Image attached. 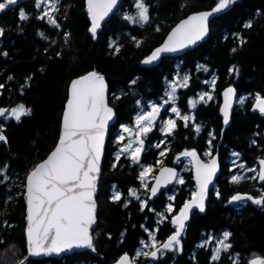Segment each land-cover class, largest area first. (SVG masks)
<instances>
[{"label":"trees","instance_id":"16d2710c","mask_svg":"<svg viewBox=\"0 0 264 264\" xmlns=\"http://www.w3.org/2000/svg\"><path fill=\"white\" fill-rule=\"evenodd\" d=\"M132 2L122 0L116 11L103 22L95 39L88 31L86 0H61L55 13L61 25L59 29L49 25L46 19L36 18L35 0H19L18 5L0 13V27L4 28V34L0 36V84L5 85L0 90V107L10 109L24 103L32 109L31 115L22 117L19 123L14 119L5 121L0 118L7 138L6 144L0 142V169L7 165L4 171L9 177L0 183V241H3L0 243V264H18L27 255L22 197L24 179L33 165L53 148L58 138L69 80L92 70L106 78L108 100L117 115L116 123L109 130L111 135L119 123H131L141 105L163 94L165 83L172 78L178 61L180 71L183 64L191 71H197L198 64L208 69L207 72L200 70L193 74V84L186 90H178V100L183 93L190 97L195 91L207 88L205 81L209 74L216 78L213 99L198 109L203 122H214L215 132L212 134L215 139L206 129L197 135L188 130L186 133L178 130L176 142L169 146L165 142L161 147L165 152L161 156L151 144L158 136L153 131L149 138H145L147 148L140 161H153L160 157L172 165L185 150H196L201 155L211 140L214 149L219 148L222 198L216 199L215 189L211 191L205 211L194 212L187 223L181 237L182 251L164 252L153 264H168L173 257L171 264H209L204 251L192 256L193 244L209 230H213L214 235L229 230L233 241L231 249L241 251L243 258L252 253H261L264 257V207L248 202L240 209H234L222 200L236 191L251 193L243 183L228 186L225 177L232 174L227 170L228 155L239 153L245 167H252L264 153V115L253 110L250 98L256 94L264 95V0H237L234 6L212 17L207 40L183 52V59L164 56L155 65L145 67L138 66L137 62L160 44L178 19L193 11L211 10L218 0H146L150 5L151 20L143 27L123 19L121 11L130 7ZM21 8L30 16L26 21L19 19ZM249 20L252 27L246 29L243 25ZM41 32L45 38L39 35ZM64 32L70 33L67 43ZM234 33H239L246 42L240 45ZM132 37L141 42L139 47ZM113 41L120 47L118 53L115 48H109ZM232 48L237 50L232 52ZM4 52L8 55L4 56ZM233 65L239 70L238 75L235 71L229 73ZM29 77L31 79L21 93ZM230 85L237 89L239 96L247 94L248 99L244 105L235 106L225 127L219 114L220 91ZM137 100L141 105L136 104ZM112 150L107 141L96 184L97 227L92 233L95 251L85 249L60 258H28L25 264H111L124 253L132 255L140 241L148 238L141 225L149 230L158 228L156 236L159 242L172 232L170 221L166 219L157 225L159 217L156 213L168 203L167 194L162 193L154 201H148V207L141 211L140 202L128 195V190L135 188L140 198L145 197L146 190L139 186L134 171L125 173L105 168L107 160L115 156ZM120 157L129 159L125 154ZM182 173L185 182L176 187L173 200L176 207L190 197L193 189L191 169L185 168ZM113 185L121 193L120 201L111 200ZM126 202L127 207L124 206ZM142 258H136V261L140 262ZM214 264H230V261L223 257Z\"/></svg>","mask_w":264,"mask_h":264},{"label":"snow or ice","instance_id":"6c2138e0","mask_svg":"<svg viewBox=\"0 0 264 264\" xmlns=\"http://www.w3.org/2000/svg\"><path fill=\"white\" fill-rule=\"evenodd\" d=\"M119 0H87V11L91 19V26L89 32L93 39L97 37L98 29L101 28V22L113 13L118 5ZM237 0H218L214 7L209 11H204L195 15L189 16L187 19L181 21L175 28L172 29L164 44L156 48L147 56L142 63L145 65L153 64L160 59L163 53H174L189 46L195 45L198 41L205 38L209 32L210 18L216 14L225 12L230 7L234 6ZM19 4V0H0V13L6 11L9 7ZM61 0H35V8L37 9V19L45 20L49 25L59 29L61 25L55 13L58 12ZM134 13H126L123 19L129 24L139 25L143 27L150 23L151 17L149 14L150 5L146 0H133ZM19 19L26 21L30 18L29 14L21 8L19 10ZM244 28H251L252 21L249 20L244 23ZM159 31V28L156 29ZM4 28L0 27V36H3ZM42 38L44 33H39ZM234 37L239 40L240 45L246 41L239 33H234ZM65 43L70 38L69 32H64ZM136 42V46H140V41L136 37H132ZM55 43V41H53ZM109 48H115V52H119L120 47L115 42L109 43ZM237 49L232 48L235 52ZM4 56L8 53L4 52ZM60 53H57L59 56ZM197 71L203 70L207 72L208 69L204 65L198 64ZM239 70L235 65L229 68V73ZM173 80L165 92L167 99L163 104H150L151 111H146L141 106V112L136 116L135 124L137 131L135 133V140H129L127 144L121 147L116 155V160L120 159L123 154H128L129 159L133 163H140L141 154L144 150V138L152 132L156 126L157 117L161 113V109L166 104H171L170 111L175 116L184 121V127L189 126V121L193 122V127L196 133L201 131V126L195 123L194 115H182L181 110L176 106L177 88H187L189 86L190 76L188 74ZM12 79L11 76L8 77ZM22 86L28 85V80ZM135 83V81H132ZM209 83V81H205ZM212 90H215L216 78L211 80ZM5 85L0 84V90L4 89ZM106 85L105 79L102 75L93 71L78 79L72 81L70 86L69 98L66 103L65 110L62 117V131L59 141L55 149L47 156L45 160L37 164L27 175L26 178V203H27V227L26 237L28 245V253L30 256H39L41 254H60L63 252H71L76 248H89L95 251L93 246L92 236L90 230L96 223V202L94 194L97 191L96 181L100 172V161L105 142V131L108 122L113 118V110L108 106L105 100ZM224 104L220 109L223 114V121L225 124L229 122L230 111L233 108V100L238 105H244L248 97L238 96L236 90L229 86L224 92ZM198 99L189 98L188 107L195 109L198 104L205 103L213 99L211 92L198 93ZM119 98V97H117ZM254 110H258L264 115V97L256 94L254 97ZM137 105H141V101H136ZM32 109L26 107L24 103L6 109L0 107V118L7 121L14 119L17 123L21 122L22 117L30 116ZM176 128V120L167 118L161 121L160 131L165 135H172ZM131 130L128 127L123 128V132L128 133ZM209 136L213 139L215 137L210 132ZM124 136L118 137V141H123ZM0 142L7 143V138L3 134V125H0ZM163 143V141H161ZM209 151L205 155L210 156L211 159L207 163H202L197 156L195 150H185L180 153L182 157H190L191 162L195 166L196 174V190L192 192L191 199L184 203L180 208L179 213L171 217V223L174 226V233L171 234L166 241L159 242L156 236L158 228L149 230L144 225L145 232L148 234L149 242L141 240V246L149 251H142L137 249L135 257L130 258L128 254H123L116 261V264H135V259L141 256L151 260H157L164 255L165 251H182L181 237L186 229V222L190 218V213L193 209H199L200 212L205 211L206 200L209 196L210 186L213 185V177L218 170L217 159L211 152V140H209ZM255 143V141H253ZM136 147H133V145ZM156 147H160L157 144ZM164 151L160 152L163 156ZM233 156L239 157V153H232ZM179 160V157H177ZM236 162L233 161V164ZM259 167L245 168L241 163L239 168L244 169L245 172H252L255 175L246 177L245 175H232L231 182L235 184L241 183L244 179L259 180L264 182V159L258 161ZM7 165L0 169V183L7 181L9 177L5 174ZM113 167H116L113 164ZM151 171L150 167H144L140 173L142 187L147 188L144 183L146 173ZM155 184L151 188V195L147 200H142L137 194L135 188L128 190V195L140 202L141 211L148 207V201L157 196L161 188L166 187L173 182L183 184V178L179 177L178 173L172 168H162L159 175L155 177ZM217 199L221 198L219 191L215 192ZM121 193L115 185H113L112 201H120ZM174 196L169 195L168 199L174 200ZM251 202L257 206L264 207V191L258 193L256 197L251 194H233L227 201L229 205H237L243 207L246 203ZM125 207L128 206L126 202ZM150 211H154L149 208ZM166 212L171 214L173 212L172 204L166 206ZM156 215L160 218L157 220V225L161 224L167 217L165 213L157 212ZM124 235L123 233L121 234ZM232 233L229 230H224L222 239H217L216 247L212 249L211 262H216L221 258L222 252H229L232 248L230 237ZM212 238H208L211 242ZM3 243V241H0ZM204 244L198 247H204ZM239 254H236L238 256ZM195 258V257H193ZM232 264H238V261L233 258ZM21 260L19 264H25ZM248 264H264V258L254 256L248 261Z\"/></svg>","mask_w":264,"mask_h":264},{"label":"flooded vegetation","instance_id":"af4514ba","mask_svg":"<svg viewBox=\"0 0 264 264\" xmlns=\"http://www.w3.org/2000/svg\"><path fill=\"white\" fill-rule=\"evenodd\" d=\"M179 57H181L180 59H183V54L181 55V56H179ZM182 68V71H181V75L183 76V75H185V74H188L189 76H190V81H189V86L188 87H190L192 84H193V77H194V73L195 72H197L196 70H194V71H191V70H189V68H187L186 66H184V64H183V66L181 67ZM214 77L212 74H209V77H208V79H210V77ZM207 86H208V84H207ZM187 87V88H188ZM187 88H179V90H186ZM196 93H197V91H195L194 92V94L192 95V96H187L186 97V94H182L180 97H181V99H179L178 100V98H177V100H176V106L181 110V114L182 115H194L195 116V123L196 124H199L200 126H201V131L199 132V133H196L195 132V130H194V127H193V122L192 121H189V126L188 127H184V121H182V120H180V119H178L177 117H175V119L174 120H176V128H175V130H174V132H173V134L172 135H166L165 137L167 138V140H166V143H167V146H169L170 144H172V143H174V142H176V139H177V137H179L178 135H177V131L179 130L180 131V133H181V131H183V133H186L185 131H191L193 134H195V135H197V134H200L201 132H202V130L203 129H206L207 130V132H211V133H214L215 132V129H214V122H206V121H202V119L200 118V116H198L199 115V111H198V109H199V107L201 106V105H206L205 103H200V104H198L197 105V107L195 108V109H190L189 107H188V100H189V98H193L195 95H196ZM177 97H178V93H177ZM210 102V101H209ZM213 105H214V102H213ZM141 106H147V104H144V105H141ZM140 106V107H141ZM166 112V111H165ZM114 132L115 131H113L112 133H111V135H109V137H108V142H109V146H111L113 149L115 148V146H112L111 145V143H112V137H113V135H114ZM212 142V141H211ZM209 148H210V145L207 143V148H205V150L204 151H202L201 152V156H202V158H204L205 160H208L209 158H210V156H207V155H205V153L207 152V151H209ZM225 148V147H224ZM263 150H264V146H263ZM145 151H146V149H145ZM145 151H143L142 152V155L144 154V152ZM196 151V150H195ZM211 152H212V155L214 154V153H217L218 154V156H220L219 155V148H215L214 149V146H213V144H211ZM141 155V156H142ZM263 155H264V153H263ZM122 157H120V159L117 161L116 160V158L114 157V158H111V159H109V160H107V165L105 166V168L106 169H108L109 171H113V170H115V169H119V170H121V171H124L125 173H128V171H134V174H135V179L138 181V177H137V175H138V172H139V168H137V166H136V164H133V163H131V161H129L128 162V158H126V157H124L123 158V160L121 159ZM231 160H232V156H231V154H229L228 155V157H227V167H228V165L230 166L231 164H232V162H231ZM239 161H240V159H239ZM219 162H220V158H219ZM242 162V161H241ZM113 164H115L116 165V167H113ZM164 164H166V165H170V164H168V163H165V162H163V160H162V163H160L159 164V166L154 170V175H155V173H156V170L161 166V165H164ZM170 166H175L177 169H178V175H179V177H181V178H183V180H184V182H185V177H184V174L182 173V169H181V163L179 162V160H177V162H175L174 164H172V165H170ZM252 167H255V168H257L258 169V164H256V165H254V166H252ZM252 167H247V168H252ZM220 168H221V163H220ZM227 170H228V168H227ZM228 171H230V169L228 170ZM237 171V170H236ZM236 171H233V172H236ZM234 173H232V174H230L229 176H227V177H225V178H227V183H228V186H233V185H235V183H232L231 182V176L233 175ZM253 175H255V173H252V172H248V174L247 175H245L246 177H251V176H253ZM193 179V178H192ZM220 179H221V176H220V174H219V176H218V178L216 179V181H215V183L213 184V187H212V189H211V191L212 192H214V189H215V191H219L220 192ZM151 182H152V180L151 181H149L148 182V186H147V188H145V190H146V193H145V197L147 198V194H148V189H149V187H150V184H151ZM241 183H243V184H245L246 186H248V190H250V192L252 193H249V192H241V191H236V192H233V193H231V194H228L227 196H225V199H222L223 201H224V204H227L228 206H230L231 208H234V209H240L241 207H238L237 205H229L228 203H227V201H228V199L234 194V193H237V192H241V193H247V194H251V195H253L254 197H256L257 195H258V193L259 192H261V191H264V182H262L261 184H258L257 183V180H252V179H244ZM241 183H239V184H241ZM177 185H178V183H174V185L172 186V187H170V188H168V189H165L164 191H162L160 194H162V193H164V194H167V196H169V195H172V196H174L175 195V191H176V187H177ZM181 185V184H180ZM195 190V186H194V182H193V189L191 190V192H190V196H191V194H192V192ZM210 191V192H211ZM159 194V195H160ZM210 194V193H209ZM158 195V196H159ZM157 196V197H158ZM222 198V197H221ZM216 199H217V197H216ZM155 200V199H154ZM154 200H149V201H154ZM209 200V199H208ZM168 203H171L172 205H173V212L171 213V214H168L167 213V218H166V220H168V221H170V225H171V227H172V232L174 231V226L172 225V223H171V217L177 212V210L179 209V207L181 206L180 204H179V206L178 207H176L175 206V204H174V201L173 200H169L168 199ZM251 203V202H250ZM252 204V203H251ZM254 205V204H253ZM184 234V233H183ZM220 235H222V234H220ZM219 235V236H220ZM209 237H211L212 238V240H211V242H208V238ZM219 238H221V236L219 237ZM164 240V239H163ZM163 240H161V242L163 241ZM160 241V240H159ZM215 241L216 240H214V231L213 230H209V231H205L204 232V235L202 236V237H200L199 239H197V241L193 244V253H192V256L193 255H195V253H197L198 251H204L205 253H206V255H207V258H206V260H207V262L209 263V264H214V262H211L210 261V258H211V256H212V254H213V252H212V249L214 248V244H215ZM230 243L233 245V241L230 239ZM201 244H204L205 246L204 247H198V245H201ZM137 250V249H136ZM136 250L134 251V253L131 255L132 256V258L133 257H135V252H136ZM150 249H148V251H149ZM174 251V250H173ZM173 251H165V252H168V253H171V252H173ZM128 254V253H127ZM236 254H239L238 256H236ZM231 256H235L236 258V260L238 261V264H242L241 263V261H240V259L243 257V254H242V252L241 251H238V250H232V249H230V252L228 253V252H226V254L224 253V252H222L221 253V258L220 259H222L223 257H225V259H226V261H230V259H229V257H231ZM254 256H259V257H261L262 258V254L261 253H252V254H248L247 255V260L249 261L250 259H252ZM173 259H174V257L169 261V263L168 264H171V262H173ZM219 259V260H220ZM135 262H137L136 261V259H135ZM137 263H140V264H153L154 263V260H147L145 257H143L142 259H140V262H137Z\"/></svg>","mask_w":264,"mask_h":264},{"label":"water","instance_id":"95a60500","mask_svg":"<svg viewBox=\"0 0 264 264\" xmlns=\"http://www.w3.org/2000/svg\"><path fill=\"white\" fill-rule=\"evenodd\" d=\"M121 1H122V0H119L116 9L118 8V6H119V4L121 3ZM86 4H87V0H86ZM116 9L114 10V12L116 11ZM204 11H209V10L201 9V10L193 11V12H190V13H188L187 15L181 17L180 19H178V20H177V21H176V22L170 27V29L167 31V33L165 34V36H164V38L162 39V41L160 42V44H158L156 47H154L148 55H146V56L143 57L140 61L137 62L138 66H140V67H145V66H153V65H155V64L158 62V60H157L156 62H154L153 64H148V65L143 64L142 61H143L147 56H149V55L152 53V51H154L156 48H158V47H160V46H162V45L164 44V42L166 41L168 35H169L170 32L172 31V29L176 27V25H178L181 21L187 19L189 16H191V15H195V14H198V13H201V12H204ZM114 12H113V13H114ZM113 13H110L109 16L105 18L104 21H106V20H107V19H108ZM211 19H212V17L210 18V21H211ZM104 21L101 22V25H102V23H103ZM210 21H209V24H210ZM90 26H91V19H90V16H89V27H88V31H89ZM98 30H99V29H98ZM89 33H90V32H89ZM90 35H92V34L90 33ZM208 36H209V32H208V34H207V36H206L205 38H203L201 41H198L195 45L189 46L188 48H185V49L180 50V51H178V52H174V53H163V54H161V57H164V56H169V57H179V56H181V55L183 54V52L188 51V50H191V49H194V48H196L200 43L206 41L207 38H208ZM93 71H94V70L89 71V72H86V73H84V74H82V75H79V76H75V77H73V78H71V79L69 80V83H68V85H67V96H66V99H65V102H64V105H63V109H62V112H61V117H60V128H59L58 138H57V140H56V142H55L53 148L47 153V155H46L44 158H42L41 160H39L38 162H36V163L33 165V167L30 169V171H31V170H32L37 164L41 163L43 160H45V159L47 158V156H48V155H49V154L55 149V147H56V145H57V143H58V141H59V137H60V134H61V131H62V117H63V112H64V110H65L66 103H67V100H68V98H69L70 86H71L72 81L75 80V79H78V78H80V77H82V76H84V75H86V74H88V73H90V72H93ZM95 72H96V71H95ZM97 73H98V72H97ZM98 74H100V73H98ZM100 75H102V74H100ZM102 76H103V75H102ZM103 77H104V76H103ZM104 79H105V85H106L105 100H106V103L108 104V106H109L110 108H112V110H113V118L108 122V125H107V128H106V131H105V142H104V148H103V152H102V156H101V161H100V172H99V174H98L97 180H98V178H99V176H100V174H101V170H102V165H103V160H104V155H105L106 143H107V140H108V137H109V130H110L111 126H113V125L116 123V121H117V115H116L115 109L111 106V104L109 103V100H108V85H107V81H106V78H105V77H104ZM230 86L233 87V88L236 90V93H237V95L239 96V93H238L237 89H236L233 85H230ZM228 87H229V86H226V87H224V88L220 91V104H219V114H220V116H221L222 123H223V125H224L225 127L228 126L229 122H228L227 124L224 123V121H223V114H222V112H221L220 109L223 107V104H224V97H223L222 94H223V92H224ZM262 97H264V95H262ZM254 104H255V100L252 102V107H253ZM235 106H236V103H235V98H234V100H233V108H232V110L230 111V117H231V115H232V113H233V110H234ZM253 110H254V109H253ZM254 111H257L258 113H260L258 110H254ZM260 114H261V113H260ZM230 117H229V121H230ZM190 151H192V150H190ZM195 152L197 153V156L199 157V159H200V161H201L202 163H207V162L211 159V157H210L208 160H205V159H203V158L201 157V155H200L197 151H195ZM213 156L216 157V159H217V164H218V170H217L215 176L213 177V184H214L215 181H216V179L218 178V176H219V174H220V162H219V156H218L217 153H214ZM188 159H189V162H190V165H191L192 178H193V182H194V186H195V190H196V180H195L196 169H195V166L193 165V163L191 162V158L188 157ZM260 159H264V155H263V157H261ZM260 159H259V160H260ZM259 160H258V161H259ZM257 164H258V162H257ZM258 167H259V164H258ZM162 168H172V169H174V170L178 173V169H177L175 166H170V165H166V164L161 165V166L156 170V173H155V175H154V178H153V180H152V182H151V184H150V187H149V189H148L147 199H148V197L151 195V191H150V190H151L152 186H153V185L155 184V182H156V181H155V177H156L157 175H159L160 170H161ZM30 171H29V172L26 174V176H25V179H24V190H23V194H22L23 202H24V205H25V216H24V222H25V239H26V248H27V255H26L25 257H27V259H28V258H31V259H39V258L46 257V256H51V257H58V258H60V257H63V256L72 255V254H74V253L81 252V251H83V250H85V249H89V248H76V249H73L71 252H63V253H60V254H55V253H53V254H48V255L41 254V255H39V256H30V255H29V253H28V245H27V237H26V227H27V219H26V216H27V203H26V186H25V185H26V178H27V175L30 173ZM174 183H175V182H173L172 184L167 185V186L164 187V188H161V189L159 190V192L157 193V196H158L162 191H164L165 189H168V188L172 187V186L174 185ZM257 183H258V184H261L262 182H260L259 180H257ZM96 184H97V181H96ZM212 187H213V185L210 186V191H211ZM195 190H194V191H195ZM96 193H97V191H96ZM96 193L94 194L95 202H96ZM209 193H210V192H209ZM237 193H241V192H237ZM234 194H236V193H234ZM241 194H247V193H241ZM157 196H156V197H153L151 200L156 199ZM190 199H191V196H190L188 199H186V200L181 204V206L179 207V209L177 210V212H176L174 215L178 214L180 208L184 205L185 202L189 201ZM208 199H209V196H208V198H207V200H206V204H207V202H208ZM96 205H97V202H96ZM205 207H206V206H205ZM196 211L199 212V213H202V212L199 211V209H193L192 212L190 213V218H189V220L186 222V225H187V223L190 221L192 214H193L194 212H196ZM174 215H173V216H174ZM96 227H97V207H96V223L92 226V229L90 230V234H91V236H92L93 231L96 229ZM173 233H174V231L171 232V233H170V234H169V235H168V236H167L162 242L166 241L167 238H168L171 234H173ZM182 235H183V234H182ZM90 250L92 251V249H90ZM124 254H127V253H124ZM122 255H123V254H122ZM128 255H129L130 258H132V256H131L130 254H128ZM120 256H121V255H120ZM120 256L117 258V260L120 258ZM25 257H24L22 260H24ZM146 259H147V260H150L149 258H146ZM117 260H115V261H114L113 263H111V264H116V261H117ZM18 264H19V263H18ZM135 264H140V263L135 262Z\"/></svg>","mask_w":264,"mask_h":264},{"label":"rangeland","instance_id":"374dc122","mask_svg":"<svg viewBox=\"0 0 264 264\" xmlns=\"http://www.w3.org/2000/svg\"><path fill=\"white\" fill-rule=\"evenodd\" d=\"M127 7L128 8H126L125 10H122L121 11L123 16L126 13H134L136 11L135 8L133 7V2L130 5V7L129 6H127ZM176 65H177V69L173 73L172 78L165 83V88L163 89V94L158 99H152L150 101H147V103H146L147 106H142L144 110L151 111V108L149 106L150 104L155 103L157 105H160V104H163V102L167 99V97L165 95V92L168 89L169 84L173 80H177L178 79V77H177V74L178 73H179V77H182L181 71H180V66H179V61L176 63ZM212 79H213L212 76L210 77V79L207 78L206 81H209L207 88L202 89V90H199L192 99H198L199 98L198 97V93L205 92V91L211 92V94L214 96V91L212 90L211 83H210ZM179 88L180 87L177 88V93H178ZM242 96L248 97L247 94H244ZM254 97L255 96H250V98L252 99V102L255 100ZM171 106H172L171 104L164 105V107L161 109V113L157 117L156 126L152 130V132L155 131L158 134V136L157 137H154V139L152 140L151 144H154V147L158 149V153L159 154L162 151L161 150V147L166 144L165 142L167 140V138L165 137L166 135L163 134L160 131L161 121L164 120V119H167V118L175 119V117H176L175 114L170 111ZM140 112H141V107L139 108V110L135 114V117H134V119H133V121L131 123H119L118 126H116V128L114 129L115 132H114V135L112 137V143H111V145L112 146H115V148L112 150V153H114V155H115L114 157L115 158H116V155H117V153H118V151H119V149L121 147H123L125 144H127L130 139L133 140V141L135 140V133L137 131L136 124H135V120H136V116ZM124 127H128L131 131L128 132V133L123 132V128ZM152 132H150L146 138H149L150 137V134ZM121 135L124 136V140L123 141H118V137L121 136ZM145 140L146 139L144 138V141ZM161 141H163V143H161ZM157 144H160V147L159 148L156 147ZM133 147H136V145L134 144ZM146 148H147V142L145 141L144 150L143 151H145ZM163 151H164V149H163ZM125 155L128 156V154H125ZM231 156H232V160H231L232 164L230 166L228 165V167H227L228 170L230 169V171L232 173H234L233 175H247L248 172H245L244 169H241V168L238 167V165H240L242 163L241 161H239V157L233 156L232 153H231ZM178 157H179V162L181 163V169L182 170L185 169V168L186 169L191 168L188 157H182L180 155ZM130 161H131V163H133L131 159H130ZM233 161H235L236 163L233 164ZM160 163H162V158H160V157H156L153 161H146L145 160V161H140V163H138V164L137 163H133V164H136L137 168H139V172H138L137 177H138V181H139V186L142 189L145 190V188L142 187L141 179H140V173L143 170V168L144 167H150L151 168V171L149 173H146L145 174L146 179H145L144 183L147 184V186H148V182L151 181L153 179V177H154V170L159 166ZM245 168H247V167H245ZM252 168H255V167H252ZM233 171H236V172H233ZM14 183L18 185V182L15 181ZM9 196H10V194H9ZM141 199L142 200H147V198L146 197H143V196H141ZM168 204H171V203H167L165 205V208L162 211H160V213H165L166 216H167L166 206ZM220 236H221V238H219ZM220 236L219 235H214V240L217 241V239H222V235H220ZM143 240L150 243V241L148 240V238H145ZM216 241H215V244H214V248L216 247ZM138 248L141 249L142 251H148V249L142 248L141 244H140V246ZM231 257L236 258L235 256H231ZM262 258H264V257L262 256ZM247 259L248 258H243L242 257L240 259V261H241L242 264H248V260ZM230 264H232V259H230Z\"/></svg>","mask_w":264,"mask_h":264},{"label":"bare ground","instance_id":"6f19581e","mask_svg":"<svg viewBox=\"0 0 264 264\" xmlns=\"http://www.w3.org/2000/svg\"><path fill=\"white\" fill-rule=\"evenodd\" d=\"M103 24V23H102Z\"/></svg>","mask_w":264,"mask_h":264}]
</instances>
